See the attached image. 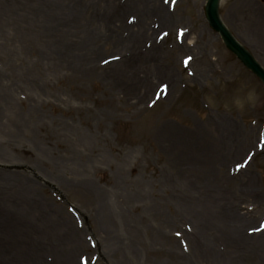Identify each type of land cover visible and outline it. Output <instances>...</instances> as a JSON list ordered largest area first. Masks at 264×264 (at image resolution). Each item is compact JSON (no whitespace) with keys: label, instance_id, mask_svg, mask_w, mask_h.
Instances as JSON below:
<instances>
[{"label":"rangeland","instance_id":"1","mask_svg":"<svg viewBox=\"0 0 264 264\" xmlns=\"http://www.w3.org/2000/svg\"><path fill=\"white\" fill-rule=\"evenodd\" d=\"M208 1L0 0V84H49L0 87V113L39 116L0 135V264H264V84ZM232 10L264 71V23Z\"/></svg>","mask_w":264,"mask_h":264},{"label":"bare ground","instance_id":"2","mask_svg":"<svg viewBox=\"0 0 264 264\" xmlns=\"http://www.w3.org/2000/svg\"><path fill=\"white\" fill-rule=\"evenodd\" d=\"M42 1L44 2V1H49V0H42ZM224 1L225 0H218V4L220 5L221 2H224ZM228 1L231 2V8L233 9L232 10L233 12H235V10L237 11V9H240V8H242V10L245 11V12H243V14L245 13L246 18L248 19V21L246 23V27L249 29V31L250 30L254 31L253 34L256 35V36H253L254 39H255V37H257L258 40L261 42L262 39L256 33V32L260 31L258 28L263 26L262 24H260V22L264 23V19H263L264 16H259L260 7L257 6L252 0H228ZM46 3H48V2H46ZM244 4L245 5L247 4L246 8H245V6H243ZM5 11H6V8L2 10V12H5ZM262 33L264 35V32H262ZM1 77L2 78L4 77V80L6 81L5 82L6 85L9 84L10 87H12L14 91L19 90V89L21 91H26V90L32 88L35 90V93L37 91L36 94H38V91H40V89L38 88L35 81L38 80V81L42 82L41 85H45L46 87H48V85H49L48 82H46L44 80L43 75L26 74L24 76L19 77L17 81L15 78H8L6 76H1ZM21 79H24V80H21ZM14 85H16L17 88H14L13 87ZM1 86L5 87L2 85V83L0 84V87ZM9 92H10V90H9ZM8 96L10 97V94H8ZM0 100L3 101V104L7 101V99L4 96V93H2V92H0ZM33 117H34V119H37V120L39 119V116H33ZM33 117H31V118H33ZM0 119H3V121L0 120V130H1L0 135L5 136L4 137V141H5L4 144L5 145H10L9 142L7 141V139L10 136L11 137L16 136L15 135L16 131L23 133V135H24L25 131H26V133L30 132L32 129L30 127L33 126V122H34V119H33V121H32V119L30 120L29 116H24V115H20V114H18V115L17 114L5 115L3 113H0ZM37 120L35 121L36 125H37ZM122 186H124V185H122ZM119 189L124 192V193H122V191L119 190L120 194H122V195L126 194L125 190L122 187H120ZM134 195L138 196V193L137 194L135 193ZM102 213L105 214L104 211H101V214ZM118 226H120V225H118ZM98 228H100L101 230L102 229L104 230V227L100 224V218H98ZM123 229L124 230L127 229V233L130 231H133L130 229V224H128L126 222H124V224H123ZM108 241H110L109 238H108ZM68 243H72V246L74 244L77 245V240L71 238L70 240H68ZM79 244L81 245L80 241H79ZM67 245L69 246L70 244H67Z\"/></svg>","mask_w":264,"mask_h":264},{"label":"water","instance_id":"3","mask_svg":"<svg viewBox=\"0 0 264 264\" xmlns=\"http://www.w3.org/2000/svg\"><path fill=\"white\" fill-rule=\"evenodd\" d=\"M218 0H209L207 6V18L211 28L219 33L226 44L235 52V54L243 61V63L256 74L264 83V71L256 64V62L238 45L230 34L226 31L224 26L220 23L217 16Z\"/></svg>","mask_w":264,"mask_h":264},{"label":"clouds","instance_id":"4","mask_svg":"<svg viewBox=\"0 0 264 264\" xmlns=\"http://www.w3.org/2000/svg\"><path fill=\"white\" fill-rule=\"evenodd\" d=\"M257 99L255 90H249L243 97H235L233 103L237 108H243L245 104H254Z\"/></svg>","mask_w":264,"mask_h":264}]
</instances>
